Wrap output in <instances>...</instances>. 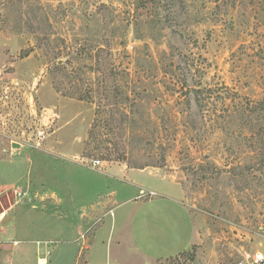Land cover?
Listing matches in <instances>:
<instances>
[{
  "label": "rangeland",
  "instance_id": "obj_1",
  "mask_svg": "<svg viewBox=\"0 0 264 264\" xmlns=\"http://www.w3.org/2000/svg\"><path fill=\"white\" fill-rule=\"evenodd\" d=\"M93 160L158 169L179 185L194 240L164 264H255L264 255V0H0V214L12 205L0 264H109L105 244L87 258L91 243L75 242L78 212L116 187ZM130 177L139 190L165 187L153 173ZM132 208L89 232L105 242L111 220ZM144 212L152 216L144 207L136 219Z\"/></svg>",
  "mask_w": 264,
  "mask_h": 264
},
{
  "label": "crops",
  "instance_id": "obj_2",
  "mask_svg": "<svg viewBox=\"0 0 264 264\" xmlns=\"http://www.w3.org/2000/svg\"><path fill=\"white\" fill-rule=\"evenodd\" d=\"M101 166L108 167L109 173L104 170H97ZM101 166L93 169L101 172L99 173L100 176H105L106 179H108L112 184L110 188L115 185L116 187H112L111 191L107 190L110 194L106 197V202L99 201L96 205L89 207L85 206L82 208L83 210H78V221L81 224V230H84V232L79 230L80 227H78V230H75L77 232L76 236L79 234V237L76 238L75 242L78 243L82 241L79 250L85 245V242L89 241L91 243L92 253L87 254V258L93 255V249L101 243L103 245L105 244L104 246L107 252L110 251L109 261L107 260L109 264H124L122 251H124L127 256L136 257L137 264H164L166 260H169L170 258L173 259L188 249L194 240L195 226L194 220L189 212L181 206L182 204L179 199L181 190L177 183L171 181L161 170L158 169L135 170L127 168L125 165H106L104 162ZM144 171L156 175L165 187L160 190L159 193L155 190H149L148 192L154 193V197L142 201L146 196H149L148 192L142 189L139 190L138 186L131 183V181H127V179L131 178L130 176L134 172ZM114 172H119L121 176L115 175ZM131 186L134 187L133 190H131ZM137 188L139 190L138 194L132 196V191ZM124 205H133V208L128 213L130 218L124 219V213H122L123 216H121L120 222L112 219L108 228H106L104 232L106 235L105 242L102 241V239H99L95 233L91 234V232H89L92 230L93 223H96L100 216L110 213L115 208L124 210ZM58 207L61 211L65 212L66 208L63 202L59 201ZM144 207L152 209V216L148 212H144L141 213L143 214L142 216H139L136 219L138 214H140V210ZM10 210H12V205L0 214V243L5 244L6 246L8 245L7 243H4L3 241L1 242L3 235H5L3 233L6 232L2 223L7 218ZM117 222L119 225L122 224L119 227V231L116 233V228L118 226ZM133 226L138 227L137 233L134 231L135 228ZM144 228L147 230L146 233H150L153 239H145V237H141ZM87 233H89V235L91 234L88 238H86ZM150 234L147 237H151ZM83 236H85V238H83ZM147 241L149 242L148 245H146ZM13 245H16V243ZM6 246L3 247H5L7 251L9 248ZM113 250L120 251L122 255L116 254L113 256ZM36 252L38 254L40 253V250L37 248ZM78 254H80L79 251L77 255Z\"/></svg>",
  "mask_w": 264,
  "mask_h": 264
},
{
  "label": "built area",
  "instance_id": "obj_3",
  "mask_svg": "<svg viewBox=\"0 0 264 264\" xmlns=\"http://www.w3.org/2000/svg\"><path fill=\"white\" fill-rule=\"evenodd\" d=\"M100 164H101L100 161L93 160V161L91 162V167H92V168H95V167L100 166ZM148 195H149V196H153L154 193H153V192H148ZM14 244H15V243H14ZM253 261H254L255 264H264V255H263L262 253H257V254L254 256ZM46 263H47L46 259H45V258H41V259H39V261H38L37 264H46Z\"/></svg>",
  "mask_w": 264,
  "mask_h": 264
}]
</instances>
